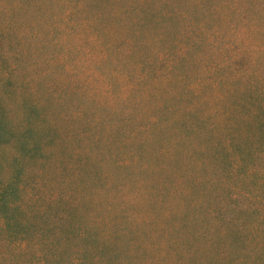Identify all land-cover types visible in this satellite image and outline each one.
<instances>
[{
	"label": "trees",
	"instance_id": "16d2710c",
	"mask_svg": "<svg viewBox=\"0 0 264 264\" xmlns=\"http://www.w3.org/2000/svg\"><path fill=\"white\" fill-rule=\"evenodd\" d=\"M40 1L44 0H0V264H26L22 261L26 244L42 250L48 264H62L69 253L70 264H75L77 254L85 258L79 264H117L120 255L135 248L129 225L114 226L110 233L92 214L84 219L86 205L77 193L70 194V159L63 156H70V142L96 139L91 133L95 126L107 123L123 132L118 123L130 120L118 107L99 108L100 116L85 109L70 112V91L55 83V71L64 65L51 61L58 53L65 55L58 47L70 50V45L55 43L61 34L59 24L53 27L51 17L31 21V26L22 21L31 3L40 16ZM171 1L180 3L146 0L148 9L132 6L120 21L121 33L98 25L88 28L89 40L100 42V61L107 66L132 58L137 47L150 49L159 63L149 64L148 73L159 68L163 78L178 68L176 56L182 60L193 49H218L219 73L208 84L217 93L213 100L204 89L185 91L180 100L184 107L177 127L187 140L198 137L202 146L210 144L206 159L199 162L204 169L193 179L198 185L176 193L192 214L172 229L166 244L181 246L186 242L178 240L181 234L190 237L186 244L210 236L217 239L221 263L229 260L227 250H243L251 264H264V28L258 25H264V0H246L255 8L250 16L253 26L238 30L227 20L209 32L201 26L205 23L185 25L186 17L195 15L186 14L180 21ZM166 6L171 12L164 11ZM155 7L161 10L156 12ZM47 20L51 21L46 28ZM233 28L240 33L237 42L227 36ZM173 30L180 31V39L172 37ZM182 43L186 45L174 48ZM136 69L126 71L131 75ZM131 135L133 129L127 139ZM89 169L91 165L75 162L73 178L83 174L92 179ZM192 171L179 177L189 178ZM78 180L72 181L74 186ZM234 189L247 197L230 196L222 204L224 192ZM173 237L177 240L171 241ZM192 248L199 250L200 243ZM212 248L208 242L204 246L206 251Z\"/></svg>",
	"mask_w": 264,
	"mask_h": 264
},
{
	"label": "rangeland",
	"instance_id": "374dc122",
	"mask_svg": "<svg viewBox=\"0 0 264 264\" xmlns=\"http://www.w3.org/2000/svg\"><path fill=\"white\" fill-rule=\"evenodd\" d=\"M37 4L40 16L35 14V3H31L28 12L21 15L22 21L31 26V21L43 22L51 17L52 26L59 24L61 31L55 43L70 45L67 52L63 49L65 47H58L65 55L58 53L56 58L51 59L54 64L64 65L60 70H54L57 75L55 83L70 91V112L85 109L88 114L100 116L99 108L112 110L118 107L121 116L130 120L118 123L123 132L112 129L107 123L95 126L91 133L96 139L70 142L67 146L70 156H63L70 159V194L77 193L80 202L86 205L84 219L92 214L102 225L101 228L108 229L110 233L114 226L129 225L135 248L130 247L124 255H120L117 264H251L243 250H227L229 260L221 263L215 248L217 239L210 236L195 238L192 243L186 244L190 237L181 234L178 240L186 241L181 246L178 243L166 244L172 229L182 224L184 216L192 214V208L183 205L179 196L186 190L190 191L194 184L198 185L193 179L198 178L200 170L204 169L199 162L206 159L210 144L204 142L202 146L198 137L187 140L181 128L177 127V117H180L184 107L180 100L186 97L183 94L185 91L192 92L193 89H204L213 100L217 93L208 88V84L219 73L216 69L221 62L218 49L206 46L198 51L191 50L188 57L182 60L176 56L179 66L165 78L161 77L164 71L159 68L152 74L148 73V65L152 63L157 67L159 58L146 48L137 47L131 51L123 44L133 57L117 62L116 66H107L100 61L102 46L100 42L89 40L88 28L101 25L106 30L121 33L120 21L128 15L125 11L131 13L132 6L136 5L148 9L146 0H44ZM229 4L232 5L230 12ZM172 5L176 6L175 13L180 21L186 14L195 15L187 16L185 25L205 23L207 25L201 26H207L208 32L218 27L219 22L223 27L227 20H232L238 30L253 26L250 16L255 8L246 4V0H199L197 3L180 0L179 4L171 1L169 6ZM169 6L164 11L168 9L171 12ZM154 10L161 9L155 7ZM138 14L144 15L143 12ZM47 21L44 23L46 28L51 20ZM258 25L264 28L262 23ZM237 29L227 33L236 42L240 34ZM171 33L173 38L180 39V31L173 30ZM173 44L168 46L169 50ZM182 44L174 48L186 45ZM131 67H136L137 73L130 75L126 71ZM132 129L133 135L127 139ZM75 162L91 165L89 172L92 179L83 174L73 178L72 165ZM188 170L195 171L190 173L189 178L179 177ZM78 178L74 186L72 181ZM179 190L180 195L177 196ZM230 196L247 197L246 193L234 189L231 193L224 192L222 204ZM238 204L244 206L246 203L239 201ZM135 236L141 237L135 239ZM174 240L177 239L173 237L171 241ZM205 240L213 247L212 250H204L207 245ZM198 243L199 250L192 248ZM22 249H25L22 261L26 264H48L42 250L36 252L33 246L27 244ZM233 256H236L234 260ZM69 258L70 253L62 258V264H70ZM84 259L82 254L74 256L75 264Z\"/></svg>",
	"mask_w": 264,
	"mask_h": 264
}]
</instances>
